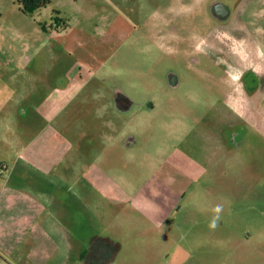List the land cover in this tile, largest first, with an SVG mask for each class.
<instances>
[{
	"label": "rangeland",
	"instance_id": "374dc122",
	"mask_svg": "<svg viewBox=\"0 0 264 264\" xmlns=\"http://www.w3.org/2000/svg\"><path fill=\"white\" fill-rule=\"evenodd\" d=\"M212 1L229 8L230 27L247 29L246 34L234 32V38L217 30L223 48L230 52L242 41L245 49L250 46L263 54L264 0H244L249 6L238 14L242 0ZM168 2L51 0L41 11L24 16L16 0H0V77L7 79L28 56L32 58L24 64L27 74L40 76L32 83L38 92H28L26 115L12 104L0 114L12 126L5 135L37 137L66 101L64 93L84 83L88 90L99 84L104 107L93 100L90 111L84 104V110L73 111L82 98L74 97L72 137L74 142L86 136L94 139L102 150L87 161L114 174L116 183L130 191L132 202L95 218L96 234L122 243L125 264L139 259L164 264L173 252L184 259L186 252L194 255L189 264L209 262L207 253L194 252H237L233 264H264V65L256 59L242 73L221 71V79L234 80L226 78L220 92L219 83L187 69L178 54L168 53L166 46L173 49L186 35H175L170 27L168 32L164 24L162 37L161 20L179 18L180 25L191 24L177 15L189 12L190 3L172 5L171 0L168 17ZM193 33L187 43L204 41ZM170 72L178 74L176 88L170 85ZM50 87L58 91L57 101ZM226 92L233 94L228 102L220 94ZM111 120L119 122L117 128H86ZM24 125L27 129L21 128ZM208 131L220 134L224 152L210 150ZM81 151L75 145V152ZM1 163L10 168L12 162ZM73 232L79 237L76 251L81 246L90 250L94 235L79 231L77 225ZM130 252L134 256L128 257Z\"/></svg>",
	"mask_w": 264,
	"mask_h": 264
},
{
	"label": "crops",
	"instance_id": "0c3cea01",
	"mask_svg": "<svg viewBox=\"0 0 264 264\" xmlns=\"http://www.w3.org/2000/svg\"><path fill=\"white\" fill-rule=\"evenodd\" d=\"M179 1L181 0H173L172 5ZM188 2L191 3V9L198 6L194 5L197 4L196 0H188ZM245 2L242 0L238 5L236 14L246 12L249 5ZM172 5L169 0L165 7L166 14L171 12ZM24 16L26 15L24 14ZM161 21V24H158V32L164 37L165 29L163 28L166 23ZM240 21H242L241 18ZM230 29L232 38L235 37V33H247L244 26L233 25ZM219 35L220 33L218 32L217 35L216 31L211 34L212 41L209 42L208 54L213 58L212 63L206 62L202 64V69H199L187 62L188 69L199 72L200 76L219 83L217 88L220 89L223 84H226L224 80L230 77L221 79L218 75L221 74L222 69L223 72L242 73L256 59L264 65V53L262 54L260 50L254 52V48L249 46L248 49H245L246 46L243 45L229 48L230 52H227L220 42ZM188 39L189 37L186 36L181 41L186 40V44ZM163 41L166 43V40ZM31 58L32 56L21 58L20 67H17V70L12 72L7 79L0 77V114L9 104H12L14 108L21 107L20 113L27 114L23 106L28 102L27 97H30L28 92H32V94L38 92L39 89L32 83L36 84L35 82L40 78L35 74H27L24 64L28 61L30 63ZM230 79L234 80L231 77ZM81 90L86 94L88 91L89 96H82ZM57 92V90L50 91L51 98H54L55 101L58 98ZM101 92L99 84L97 88L88 90L84 83L83 88L64 93L63 98L67 99L47 120L46 131L43 132L41 129L39 135L37 134V137L32 139H23L21 133L14 134L12 139L8 138L5 132L12 128L9 118L0 119V164L4 165L1 163L3 160L12 162L10 168L9 165L7 167L0 165L2 169H0V264L126 263V260L122 259L123 256H126L125 252H122V243L111 235L96 234L93 227L95 218L101 219L102 216H105L107 209L121 206L123 202L131 203L130 191L116 183L113 179L114 174H107L105 168L103 171L94 162L87 161V156L99 154V151L102 150L98 144L94 143L93 138L86 136L74 142L72 137L74 121L71 119L70 111L71 107L75 106L74 97L81 96L82 98L81 104L77 105L79 107L73 111H77L79 108L83 109L84 106H87L85 109L90 111L94 107L88 105L89 101L93 102L94 100L98 104L102 101V107L105 106ZM220 94L222 99L227 102L230 95H233L230 92ZM230 107L233 111L235 110L234 107ZM116 117L114 116V118ZM117 123L119 122L115 120L97 121L88 124L89 126L86 128L113 129L117 128ZM85 126L86 124H84ZM21 128L27 129L25 125ZM61 130L65 131V135L61 133ZM206 137L210 150L224 152L220 134L208 131ZM75 145L77 151L82 150L81 153L75 152ZM79 160L82 161L79 162ZM64 166L66 168H61ZM106 166H109V163ZM74 225L78 226L79 231L85 230L88 235H94L90 241L100 237L118 243L119 251L108 263H104L103 255L96 253L97 257H95V252H87L89 250L83 246L76 251L75 241L79 237L74 238ZM178 253L173 252L172 255H169V260L163 263L189 264V259L194 257L186 252L187 258L184 259ZM201 253L208 254V264H233L232 257L237 252H194L193 254L201 255ZM132 256L134 254L130 252L128 257ZM132 263L147 264L144 259L135 260ZM237 263L240 264L239 261Z\"/></svg>",
	"mask_w": 264,
	"mask_h": 264
},
{
	"label": "flooded vegetation",
	"instance_id": "af4514ba",
	"mask_svg": "<svg viewBox=\"0 0 264 264\" xmlns=\"http://www.w3.org/2000/svg\"><path fill=\"white\" fill-rule=\"evenodd\" d=\"M181 1L189 3L188 0ZM240 4L241 3H239V5ZM194 5L198 6H195L193 9L190 8V11H186V13L184 14H177L181 16V19H187V21L191 20V24L189 23V25H184L182 23L180 25L179 18H174L173 20L168 18V22L166 23L165 29L168 31L170 28H172L174 32L173 34L178 36H183V34H185L186 36L190 37L192 34H194L193 32L195 31L200 37H204V41L199 42L200 44L193 46L191 45V43L185 44L184 41H179L177 42V44H173L175 45L173 49H171V46H166V49H168V53L178 54L185 61V66L187 69V62H190L197 68L202 69V64L206 62L212 63L213 60V58L208 54V51L210 50L209 42L212 41L211 34L213 33V31L221 29L226 31L228 33V36L230 35L229 31L231 30V27L227 21L229 19L230 13L229 8L224 3H221L219 1L214 2L212 0H204L200 4L197 3ZM224 7L226 8V10L224 9ZM167 16L170 17L169 14H167ZM183 29H185L184 32H182ZM243 45H245V43L241 41L239 45L236 44L235 46L241 47ZM188 49H191L190 52H187ZM168 75L171 87L176 88L179 84L178 74L170 72ZM217 89L221 92L219 88ZM118 102L120 106H122V108L126 107L122 101Z\"/></svg>",
	"mask_w": 264,
	"mask_h": 264
},
{
	"label": "trees",
	"instance_id": "16d2710c",
	"mask_svg": "<svg viewBox=\"0 0 264 264\" xmlns=\"http://www.w3.org/2000/svg\"><path fill=\"white\" fill-rule=\"evenodd\" d=\"M17 4L24 14H32L35 11L41 10L47 7L51 0H16ZM119 244L108 239V238H100L96 237L91 244V248L87 252H95V257H97L96 253L101 254L104 263H108L110 259H112L113 255H115L119 251Z\"/></svg>",
	"mask_w": 264,
	"mask_h": 264
},
{
	"label": "clouds",
	"instance_id": "9594fccd",
	"mask_svg": "<svg viewBox=\"0 0 264 264\" xmlns=\"http://www.w3.org/2000/svg\"><path fill=\"white\" fill-rule=\"evenodd\" d=\"M221 209L219 207L216 208V212L218 213ZM214 226V225H213Z\"/></svg>",
	"mask_w": 264,
	"mask_h": 264
},
{
	"label": "water",
	"instance_id": "95a60500",
	"mask_svg": "<svg viewBox=\"0 0 264 264\" xmlns=\"http://www.w3.org/2000/svg\"><path fill=\"white\" fill-rule=\"evenodd\" d=\"M224 9L226 10V8L224 7Z\"/></svg>",
	"mask_w": 264,
	"mask_h": 264
}]
</instances>
